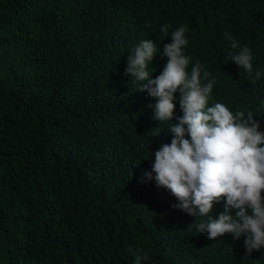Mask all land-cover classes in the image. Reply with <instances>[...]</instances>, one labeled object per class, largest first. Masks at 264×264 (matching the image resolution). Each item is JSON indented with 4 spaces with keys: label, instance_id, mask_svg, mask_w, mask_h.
<instances>
[{
    "label": "trees",
    "instance_id": "obj_1",
    "mask_svg": "<svg viewBox=\"0 0 264 264\" xmlns=\"http://www.w3.org/2000/svg\"><path fill=\"white\" fill-rule=\"evenodd\" d=\"M180 26L189 74L199 62L217 81L209 106L241 111V0H0V264H135L137 248L141 264H241V236L210 240L196 229L207 216L144 175L183 113L177 92L173 119L155 120L127 61L153 40L155 79ZM244 46L261 76L243 70V111L264 132V0H243ZM245 238L243 264H264Z\"/></svg>",
    "mask_w": 264,
    "mask_h": 264
},
{
    "label": "clouds",
    "instance_id": "obj_2",
    "mask_svg": "<svg viewBox=\"0 0 264 264\" xmlns=\"http://www.w3.org/2000/svg\"><path fill=\"white\" fill-rule=\"evenodd\" d=\"M169 27L165 24L160 28L165 37L169 36ZM186 32V26L171 32V42L162 49L167 63L155 79L147 70L158 52L153 40L141 41L128 57L126 74L143 82L139 91L156 98L153 118L160 123L173 119L177 92L183 113L170 124L174 134L171 143L155 151L151 171L144 175L171 192L179 201L174 207L194 217H208L196 225L199 233L206 232L210 240L226 233H232L235 239L244 235L250 255L264 247V132L259 131L260 123L251 111L233 113L220 102L209 106L217 81L199 62L190 74L187 71L190 57L183 51L188 43ZM225 38L231 41L232 49L238 48L231 35L225 33ZM252 60L247 46L231 57L249 77L254 75L255 82L261 73L253 74ZM222 198L224 210L213 218L209 214ZM230 209L236 210L235 215L229 214ZM133 255L135 264L149 258L140 248Z\"/></svg>",
    "mask_w": 264,
    "mask_h": 264
}]
</instances>
